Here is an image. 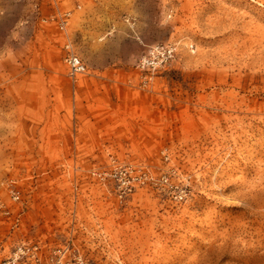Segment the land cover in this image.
<instances>
[{
	"label": "rangeland",
	"instance_id": "1",
	"mask_svg": "<svg viewBox=\"0 0 264 264\" xmlns=\"http://www.w3.org/2000/svg\"><path fill=\"white\" fill-rule=\"evenodd\" d=\"M59 8L0 0V264H264V0Z\"/></svg>",
	"mask_w": 264,
	"mask_h": 264
},
{
	"label": "built area",
	"instance_id": "2",
	"mask_svg": "<svg viewBox=\"0 0 264 264\" xmlns=\"http://www.w3.org/2000/svg\"><path fill=\"white\" fill-rule=\"evenodd\" d=\"M40 1V0H38ZM43 3H48L56 7V12L51 15L43 16L42 21L48 28L55 27L62 33H66L69 21L72 17L71 11H61V0H41ZM38 12L42 16V7L38 5ZM131 27L136 26V21L127 19ZM64 46V61L68 67L69 76L72 80H77L88 74L89 67L82 57L75 51L73 43L70 38L66 39ZM177 53V46L175 44L158 43L153 45H145V53L138 60L136 67L142 73L147 75H154L164 69L170 62H172ZM10 200L17 204L21 202L22 191L17 185L16 180H11L8 184ZM0 213L2 215L11 216L13 209L7 205L6 202L0 201Z\"/></svg>",
	"mask_w": 264,
	"mask_h": 264
}]
</instances>
